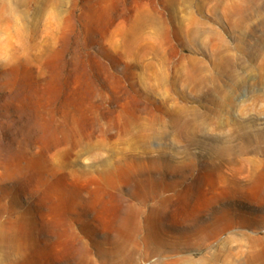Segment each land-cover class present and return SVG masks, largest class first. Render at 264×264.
Segmentation results:
<instances>
[{"label": "rangeland", "instance_id": "1", "mask_svg": "<svg viewBox=\"0 0 264 264\" xmlns=\"http://www.w3.org/2000/svg\"><path fill=\"white\" fill-rule=\"evenodd\" d=\"M263 6L0 0V264L261 262Z\"/></svg>", "mask_w": 264, "mask_h": 264}, {"label": "bare ground", "instance_id": "2", "mask_svg": "<svg viewBox=\"0 0 264 264\" xmlns=\"http://www.w3.org/2000/svg\"><path fill=\"white\" fill-rule=\"evenodd\" d=\"M260 1V0H259ZM238 2V1H237ZM241 2V1H240ZM257 3H258V0H243V4H244V6L245 7H242V9L240 8H238L237 10H239L241 13L243 12V11H245L246 9H247V7H249L250 8V6L251 5H257ZM260 3V2H259ZM263 2H261V4H262ZM242 4V3H241ZM238 5V3L236 4V6ZM239 6V5H238ZM242 6V5H241ZM259 6V5H258ZM260 7V6H259ZM237 8V7H236ZM253 8V7H252ZM256 8V7H255ZM263 8H264V6H263ZM256 9H258V8H256ZM7 15H8V18L10 17H12V15L14 14V7L12 6V5H10V4H8L7 5ZM249 9H247V11H248ZM251 10V9H250ZM246 11V12H247ZM253 11H254V9H253ZM257 11V10H256ZM261 11V10H260ZM241 13H239V14H241ZM255 13V12H254ZM258 13H259V11H258ZM245 14V13H244ZM242 15V14H241ZM240 15V16H241ZM239 16V17H240ZM246 16H247V14H246ZM244 18H246V17H244ZM248 18V17H247ZM239 19V18H238ZM241 19H242V17H241ZM257 256L258 257H260V258H264V250L263 251H261V252H259L258 254H257ZM262 261H264V259H262ZM259 262V263H254L253 261H249L248 263H246V264H264V262Z\"/></svg>", "mask_w": 264, "mask_h": 264}]
</instances>
